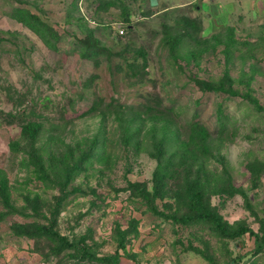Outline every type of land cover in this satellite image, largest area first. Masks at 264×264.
Listing matches in <instances>:
<instances>
[{
	"label": "rangeland",
	"instance_id": "obj_1",
	"mask_svg": "<svg viewBox=\"0 0 264 264\" xmlns=\"http://www.w3.org/2000/svg\"><path fill=\"white\" fill-rule=\"evenodd\" d=\"M196 187L264 238V0H0V264H264Z\"/></svg>",
	"mask_w": 264,
	"mask_h": 264
},
{
	"label": "trees",
	"instance_id": "obj_2",
	"mask_svg": "<svg viewBox=\"0 0 264 264\" xmlns=\"http://www.w3.org/2000/svg\"><path fill=\"white\" fill-rule=\"evenodd\" d=\"M21 16L22 18L27 17V19L29 20L30 24L33 25V27L38 26V23L36 21V19L38 20V18L36 15H33V14L27 15V13L24 12L23 14H21ZM35 132H36V127L35 128H31V127L24 128V133H30L31 135L33 134L35 135ZM236 190L242 191L241 189H236ZM204 195L205 194L203 190L199 187H196L189 192L188 194L189 207L192 210H195V213L183 214L179 217L176 216L175 214H166V216L170 217L176 223L179 221L184 222V223H189V224L209 223L211 224L213 229L216 230L217 233H219L220 235L229 236L233 238L240 237L245 232H250L251 235L255 236L256 247L254 249V253H257L263 249L264 238H262L260 232L254 231L250 226H247V225H243L238 228H235L233 225H230L228 222L223 220L222 216H220L216 211H214L213 209H211L204 203ZM38 229L40 233L48 234L58 239L61 242V244L79 248L80 252H82L85 257L97 259L101 262H106L107 264H121L119 248L124 246L123 238L118 241V245L114 253L99 255L93 252L92 250L83 249L77 243L70 241L66 236L62 235L60 232L52 230L51 228L47 226H41ZM240 258H242V256ZM254 263L256 264L255 258L248 264H254Z\"/></svg>",
	"mask_w": 264,
	"mask_h": 264
}]
</instances>
